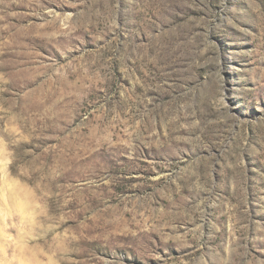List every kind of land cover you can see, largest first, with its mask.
Here are the masks:
<instances>
[{
  "label": "rangeland",
  "instance_id": "obj_1",
  "mask_svg": "<svg viewBox=\"0 0 264 264\" xmlns=\"http://www.w3.org/2000/svg\"><path fill=\"white\" fill-rule=\"evenodd\" d=\"M0 264H264V0H0Z\"/></svg>",
  "mask_w": 264,
  "mask_h": 264
}]
</instances>
